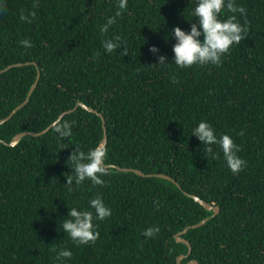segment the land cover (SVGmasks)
Wrapping results in <instances>:
<instances>
[{
	"label": "trees",
	"instance_id": "16d2710c",
	"mask_svg": "<svg viewBox=\"0 0 264 264\" xmlns=\"http://www.w3.org/2000/svg\"><path fill=\"white\" fill-rule=\"evenodd\" d=\"M237 3L247 10L237 14L245 40L220 66L181 69L171 63L175 38L166 39L177 26L190 29L189 0H128L107 33L101 27L118 0H0V70L24 63L0 74V121L26 100L41 72L30 101L0 124V264H59L62 248L73 252L65 264H179L182 255V264H264V0ZM22 11L36 17L21 19ZM117 36L127 56L104 50L103 41ZM25 39L30 48L21 45ZM152 46L168 66L158 65ZM79 101L105 116L107 165L168 174L181 187L117 167H108L103 186L66 185L75 148L87 153L105 136L103 118L82 107L58 123L71 124L70 138L58 139L54 126L10 145L20 133L42 132ZM202 120L233 137L243 171L234 175L218 147L213 158L191 136ZM186 192L221 212L213 216ZM96 196L112 215L97 221L94 244L77 246L60 221L71 207L90 210ZM208 217L183 235L193 246L189 254L176 235ZM149 227L160 231L146 238Z\"/></svg>",
	"mask_w": 264,
	"mask_h": 264
},
{
	"label": "clouds",
	"instance_id": "9594fccd",
	"mask_svg": "<svg viewBox=\"0 0 264 264\" xmlns=\"http://www.w3.org/2000/svg\"><path fill=\"white\" fill-rule=\"evenodd\" d=\"M117 6L119 10L115 16L107 18L106 23L101 27V32L107 33L111 26L116 24L122 11L128 8V0H118ZM189 7L188 16L192 19L186 20L191 24L190 29L185 30L177 26L172 30L171 35L165 38L170 41L174 37L176 41L172 48L174 59L171 63L181 69L193 65L220 66L223 57L246 38L247 26L242 25L237 16V14L246 16V8L238 4L237 0H189ZM228 13L231 15H227ZM29 16L34 19L36 13L31 12ZM29 16H25L22 11L21 19L27 20ZM222 16L226 18L222 19ZM20 43L25 48L32 46L27 39ZM103 48L107 53L122 49L123 55H128L127 47L123 45L119 36L104 40ZM149 51L157 56L159 66L166 67L170 64L167 56L161 55L157 46H152ZM54 132L58 139L70 138L73 135L72 126L68 122L57 124ZM191 136L197 137L205 145L204 151L213 158H218V153L214 152V147H218L234 175L246 167V161L238 155L240 148L233 137L229 134H217L216 129L208 121H200L192 129ZM107 159L108 150L103 145L98 144L87 153L75 148L68 161V165L71 164L70 168L74 171L66 176V185L71 186L75 182L78 187L86 180H90L94 185L103 186L105 181L102 177L110 174ZM89 209L80 210L78 207H71L68 217L60 221V229L77 246L94 244L100 238L97 221L106 220L112 215L111 208L100 196L89 201ZM159 231V227H149L143 231V235L146 238H153ZM72 257L73 252L70 249L62 248L58 251L56 259L59 264H65Z\"/></svg>",
	"mask_w": 264,
	"mask_h": 264
},
{
	"label": "water",
	"instance_id": "95a60500",
	"mask_svg": "<svg viewBox=\"0 0 264 264\" xmlns=\"http://www.w3.org/2000/svg\"><path fill=\"white\" fill-rule=\"evenodd\" d=\"M26 64H33V65H37V62H27ZM24 65V63H18V64H14V65H10L8 68L6 69H3V70H0V74L5 72L6 70L14 67V66H22ZM40 78H41V72L40 70L38 71V77H37V80L36 82L34 83V85L32 86L31 90L29 91V94L26 98V100L20 104L18 107H16L12 113L10 114L9 117L3 119L0 121V124L2 123H5L7 121H9L10 119H12L16 113L21 109L23 108L29 101H30V98L33 94V92L35 91V89L38 87L39 85V81H40ZM80 107L82 108H85L89 111H92V112H95L97 114H99L103 120H104V126H105V129H106V122H105V116L100 113L98 110L92 108L91 106H88L87 104H85L84 102L82 101H79L75 107L70 110V111H66L64 113H62L60 115V117L57 119V121H55L54 123H52L50 126H48L46 129H44L42 132H31V131H27V132H23V133H20L18 134L17 136L14 137L13 141L11 142L10 145H16L22 138H24L25 136L27 135H32V136H41L45 133H47L52 127L56 126L59 121L62 120V118L67 114V113H70V112H75L77 109H79ZM107 141H108V134H107V129L105 130V136H104V139L102 141V144L103 146H105L107 144ZM108 167H117L118 169L120 170H123V171H133V172H136L137 174L141 175V176H158V177H162V178H166V179H169V180H172L174 181L178 186L181 187V185L170 175L168 174H164V173H158V174H146L144 173L142 170H139V169H135V168H124V167H121V166H116L114 164L112 165H107ZM189 196H192L193 198H195L197 201H199L204 207H206L208 210L210 211H214V214L213 216H216L218 215L220 212H221V208L220 206H217L213 203H209L208 201H205L203 200L201 197L197 196V195H194V194H191L189 192H186ZM211 217H208L202 221H200L199 223H196L194 225H190L188 227H186L180 234L176 235V239L178 242H183L185 244H187L189 246V254L192 253V250H193V246H192V243L186 239L185 237H183V235H185L190 229H194V228H198V227H201L202 225H204ZM188 254V255H189ZM187 255H182L178 258V263L179 264H182V259L185 258ZM187 264H201L198 260H192L190 262H188Z\"/></svg>",
	"mask_w": 264,
	"mask_h": 264
}]
</instances>
